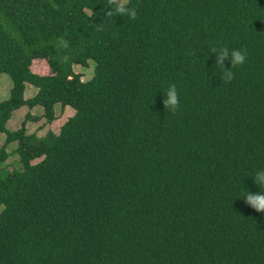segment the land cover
I'll use <instances>...</instances> for the list:
<instances>
[{"label": "trees", "instance_id": "trees-1", "mask_svg": "<svg viewBox=\"0 0 264 264\" xmlns=\"http://www.w3.org/2000/svg\"><path fill=\"white\" fill-rule=\"evenodd\" d=\"M129 6L135 20L107 0H0V264H264V214L243 200L264 171V0ZM214 47L246 50L231 82ZM55 105L72 111L57 134L27 135ZM21 107L41 116L7 131Z\"/></svg>", "mask_w": 264, "mask_h": 264}, {"label": "clouds", "instance_id": "clouds-1", "mask_svg": "<svg viewBox=\"0 0 264 264\" xmlns=\"http://www.w3.org/2000/svg\"><path fill=\"white\" fill-rule=\"evenodd\" d=\"M110 10L105 13L106 17L112 20L115 17L127 16L130 20H135L137 11L135 7H130V0H107ZM210 54L215 57L214 66L216 70L222 73L224 82H231L234 79L232 69L245 63L247 54L246 50L229 49L228 47L212 48ZM228 61L230 67L225 66ZM154 103V101L152 102ZM179 95L175 84L168 86L163 93L162 106L165 112L175 114L179 107ZM255 185L259 186L260 192L253 194L245 191L244 202L257 213L264 214V171H259L253 178Z\"/></svg>", "mask_w": 264, "mask_h": 264}, {"label": "rangeland", "instance_id": "rangeland-1", "mask_svg": "<svg viewBox=\"0 0 264 264\" xmlns=\"http://www.w3.org/2000/svg\"><path fill=\"white\" fill-rule=\"evenodd\" d=\"M88 63L89 66L86 69L80 68L79 66H72V71L74 73L81 75L80 78L81 81L89 80L92 77L93 64L91 62ZM42 65L41 64L31 65L30 70L35 73H41L37 69L42 68ZM10 87H11V83L9 78L5 74H0V102H3L8 98ZM35 92L36 90L33 87L29 86L28 84H24L23 99L31 98ZM53 111H54L55 119L54 121H52V123L46 124L44 122V119H41L35 123H26L25 133L27 135L34 134L36 137H42L47 131L57 134L58 128L65 122V120L68 117L72 115V111L67 107L60 111L58 105L54 106ZM26 113H28L31 116L40 117L42 111L39 107L32 108L31 110L27 109L26 107H21L20 109L11 113L9 120L5 125L6 130L9 132L16 131L20 127V124ZM3 141H4V135L0 134V147L3 144ZM14 148H15L14 143L8 144L5 147V152L10 153L11 150ZM16 161H17L16 156L9 154L8 158L1 165L5 168L6 171H10L12 168V163L14 164ZM38 161L39 159L34 160L31 163L34 164L37 163Z\"/></svg>", "mask_w": 264, "mask_h": 264}]
</instances>
